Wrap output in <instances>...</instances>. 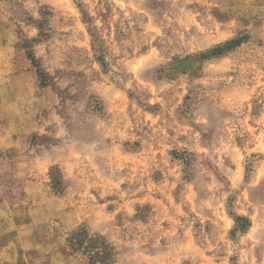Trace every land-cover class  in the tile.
<instances>
[{"label":"rangeland","instance_id":"374dc122","mask_svg":"<svg viewBox=\"0 0 264 264\" xmlns=\"http://www.w3.org/2000/svg\"><path fill=\"white\" fill-rule=\"evenodd\" d=\"M4 232L8 264H264V0H0Z\"/></svg>","mask_w":264,"mask_h":264},{"label":"trees","instance_id":"16d2710c","mask_svg":"<svg viewBox=\"0 0 264 264\" xmlns=\"http://www.w3.org/2000/svg\"><path fill=\"white\" fill-rule=\"evenodd\" d=\"M30 56V58H32V56L31 55H29ZM87 237V238H89L90 239V244H91V248H93L96 244H97V241H96V239H92V238H90V236L88 235V233H87V231H85V230H83L82 232H80V233H74V235H72L71 237H70V239H69V242L71 243L72 241H76L77 240V238L76 237ZM77 243H76V245L77 246H82V240L81 239H79V241L77 240L76 241ZM104 252L102 253V254H104L105 256H107L108 255V253H106V251H107V248H106V246H104ZM99 256V255H98ZM103 262V261H102Z\"/></svg>","mask_w":264,"mask_h":264},{"label":"crops","instance_id":"0c3cea01","mask_svg":"<svg viewBox=\"0 0 264 264\" xmlns=\"http://www.w3.org/2000/svg\"><path fill=\"white\" fill-rule=\"evenodd\" d=\"M6 232L4 233H0V235H3L5 234ZM0 244H2V241L0 242ZM7 248L4 247L2 249H0V264H8L10 263L12 260H11V257L10 256H7L6 253H7ZM9 252V251H8Z\"/></svg>","mask_w":264,"mask_h":264}]
</instances>
